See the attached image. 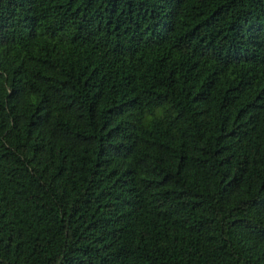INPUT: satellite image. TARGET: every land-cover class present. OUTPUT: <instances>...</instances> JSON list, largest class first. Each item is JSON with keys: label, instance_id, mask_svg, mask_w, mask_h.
Listing matches in <instances>:
<instances>
[{"label": "trees", "instance_id": "obj_1", "mask_svg": "<svg viewBox=\"0 0 264 264\" xmlns=\"http://www.w3.org/2000/svg\"><path fill=\"white\" fill-rule=\"evenodd\" d=\"M0 264H264V0H0Z\"/></svg>", "mask_w": 264, "mask_h": 264}]
</instances>
